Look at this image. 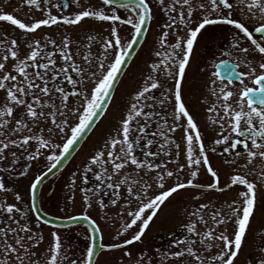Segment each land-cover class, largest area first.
<instances>
[{
	"label": "snow or ice",
	"instance_id": "obj_1",
	"mask_svg": "<svg viewBox=\"0 0 264 264\" xmlns=\"http://www.w3.org/2000/svg\"><path fill=\"white\" fill-rule=\"evenodd\" d=\"M159 2L163 5L162 10L170 21L163 26V34L159 40L160 45L165 46L167 51L163 54V58H160L162 56L160 51L155 53L156 57L160 59L149 65L151 71L145 77L144 83L132 95V102L121 117L118 127L115 129V134L108 137L103 147L90 157L89 164L85 166V172L93 173L95 181L93 187L79 189L83 193V203L87 208L91 207L93 199L108 190H112L114 197L110 200V204L116 205L121 198L119 190L124 187L126 196L124 197V203L121 205V211L118 213L121 218V226L116 232V237L128 233L134 226L136 230L128 238L105 244L102 242L101 228L94 220H90L92 228L88 237L89 242L79 260V264H91L97 246L111 251L126 249L133 242L140 241L150 222L157 215L158 209L178 191L189 186L195 188L207 187L208 189L217 187L218 173L210 164L207 154L209 149H206L197 123L182 102V79L185 75L186 65L189 62L198 34L206 26H230L233 32L229 47L236 49L243 56L241 63L249 69L248 72L239 73L237 76L229 62L221 61L224 73L236 76L240 81L241 88L238 93H235L238 99L233 106L229 102L234 95L229 90L230 85L233 83L232 80L229 79L227 84L221 80L219 86H217L216 79L212 80L211 95L215 97V102L207 108V112L210 114L208 119L220 131L216 133L217 138L212 141L213 146L210 150L216 153V146H220L222 155L230 154L234 158L244 156L246 159L245 167L252 164L257 157L264 161V62L259 63V73H257V68L252 66L251 60L247 59L251 48L264 61V0H171L168 4H164V0H159ZM42 3L47 6L49 0H42ZM23 4L41 10V0H23ZM102 4L108 6L110 11H105L103 8L98 10L85 8L76 12L74 17L52 15L45 7L43 9L44 18L35 19L31 24L22 22L21 19L15 18L10 13L0 12V22H10L11 25L16 26L25 34L35 32L41 26H54L60 22L64 25H75L81 22L83 18L88 17L113 23L119 21L124 25H131L132 28L131 39L122 41L117 28L115 26L111 27L109 36L105 37L101 43L103 51L96 58L94 69L89 55L84 56L85 64L90 69L87 73V79L93 81V87L90 91L87 88L78 87L85 80V69L74 61L69 50L71 41L68 35H64L60 42L47 34L43 37V43L40 38H33L26 44L28 51L23 57L19 54L18 39H9L7 36L0 38V48L4 50L0 54V90L5 92L4 103L0 105V136L3 137V139H0V161L7 159L5 151L10 147H24L30 141H35V151L28 153L27 160L31 161L40 157L41 150L47 149L50 154L46 159L51 164L49 168V171H51L53 168L58 167L59 163L63 162L61 158L66 157V154L79 143L83 133L91 127L90 122L103 115L101 110L106 107L105 101L112 94L111 90L118 73L126 58L130 55L129 50L134 47L139 35L146 31L143 25L151 19V9L146 0H128L126 3L122 0H102ZM116 4H119L120 8L133 10L135 16L122 19L117 14L118 9L114 7ZM55 6L60 7L59 4ZM67 6V4L64 5V7ZM237 8L240 9L245 19L234 16ZM196 11L200 15L193 27L191 26L192 17ZM169 29H173V31L180 29L184 31V36L177 35L175 42L168 44ZM93 39L91 36L88 37L89 42ZM243 41L249 42V47H242L241 43ZM57 54L61 62L59 66H57L56 61ZM109 54L113 56V59L106 65L104 61ZM228 54L224 53V55ZM9 58L14 63L11 70L6 71L5 62ZM158 71L166 77L171 76L174 81L171 89L163 90V98H157L151 94L153 90L162 88L156 77ZM97 73H99V76H97ZM58 77H61L63 82L71 86V91H68L58 81ZM246 77L251 78L253 84L258 85V87L250 88L244 85V78ZM70 97L76 99V103L71 108H69ZM172 98H174L172 113L174 122L169 125L167 119L160 118L163 120L164 127H158L155 132L151 133L153 138L146 139L148 124L153 115L158 116V114L145 111V108H151L155 103L164 104L166 100ZM148 101H151V103H146ZM17 106L23 109L19 118L13 117L14 109ZM69 115L76 118L77 122L75 124L69 125ZM141 118L143 122H141ZM10 121H14L13 127H9ZM181 121H186V123H181ZM42 122L51 124V127L48 128L49 133L56 131L62 135H67L66 141L62 145L53 144L50 139L43 136V127H40L38 134L33 133V127H38ZM178 127L183 128V139L186 145V165L189 169V178L186 181L180 178V173L184 170L185 164H180L175 172L167 170L163 163H154L153 160L149 159V157H156L159 153L147 150V147L154 143L155 137H160L163 142L159 144V149L167 155V152L164 151L165 145L171 142L168 133L175 132ZM66 129H70V135L66 134ZM25 132L28 134H24ZM12 134L16 138H9ZM144 139H146L144 144L145 158L141 160L134 155V150L136 146H139L140 141ZM117 146H119L118 151ZM57 149H59L58 155L56 154ZM11 157L9 168L17 163V153L15 151L11 152ZM228 162V160H225V163ZM130 166H134V170L138 175L144 170H147L144 172L145 175L148 172L155 171V183L159 189L158 194L149 197L148 191L152 187L151 184L142 178L132 179L130 173L122 174L123 170ZM201 167L211 176V182L206 185L194 183L193 180L198 176ZM157 169H163V171H156ZM252 171L255 172L256 170L252 169ZM20 175H23V173H20ZM43 175V172L36 175L31 180L28 188L30 200L33 202L31 211L36 214L37 221H41L42 217L40 209L34 202L36 200V190ZM72 175L74 178L76 174L73 173ZM173 176L176 177L175 182L165 190V179ZM256 176L257 180L264 182V167L256 173ZM114 177H118L115 182H113ZM81 179L85 184L88 182L86 175L82 174ZM230 180L231 185L245 187L246 190L239 192L241 202L237 204L236 201H233L229 205L231 212L227 216H222L220 211H216L212 215L213 228L203 232H198L196 226L198 222L206 223L200 213L208 205L200 204L194 212L188 213L191 218L190 221L182 225L189 235L183 238H173L171 242V246H178L179 250L162 253V256L165 258L168 256L179 258L178 264H188V260L184 259L185 256L194 259L195 264H235V259L250 225V218L254 214L257 203V184L247 179L246 174H234ZM71 184H75L74 179ZM10 191L12 189L7 188L0 181V193ZM21 199V195L17 193L15 200L21 201ZM68 199L72 200V197L69 196ZM96 202L100 209L105 208L102 199L96 200ZM133 202L136 203L134 209L132 208ZM233 205L236 206L233 207ZM124 209H128L126 212L127 219H125ZM5 214L8 223L0 227V234H2V238H0V256L3 257V259H0V264H9L10 261L11 264H25L26 258L35 255L30 253V247L38 245L43 237H37L27 223L20 224L18 220L14 219L17 214L21 217L24 216L21 208L17 207L16 204L0 202V215ZM77 218L71 217L70 219ZM82 218L89 219L86 211L82 214ZM230 220L234 223V233L231 237L225 234L226 230L218 235L214 234L213 229L216 225L225 224ZM43 223L47 224L48 221L45 219ZM13 224L17 226L12 227ZM9 233L12 234V242H9ZM21 233L25 235H20ZM97 236L101 240L98 245L96 243ZM191 236L199 237V244L202 249L210 250L216 247L218 251L209 256L198 254L197 251H194L195 241L190 239ZM48 252L49 256L46 264H78L77 260L69 259L66 249L62 250L60 237L55 231L51 233V244ZM123 256L131 257V252L126 250ZM29 264H32L30 259ZM136 264H144L143 255L137 258ZM149 264H151L150 261ZM256 264H264V248L260 249V257L257 259Z\"/></svg>",
	"mask_w": 264,
	"mask_h": 264
},
{
	"label": "flooded vegetation",
	"instance_id": "obj_2",
	"mask_svg": "<svg viewBox=\"0 0 264 264\" xmlns=\"http://www.w3.org/2000/svg\"><path fill=\"white\" fill-rule=\"evenodd\" d=\"M146 2L149 4L151 9V19L149 20L148 28L144 33L141 43L132 54V57L130 58L128 65L126 66L122 75L120 76L112 93V96L103 112V115L99 118L97 123L87 134V136L81 143L80 147L73 154V156L63 166L51 172L48 175L49 177H47L38 188V192L36 195L37 206L45 214L55 217L65 218V216L55 215L47 210V208L51 206L52 196L57 190L56 188L57 185H60L62 183L65 176L70 175L69 173L70 166L72 165L76 156L81 151V149L87 144L89 138L92 136V134L95 132V129L101 123V120L106 115H108L109 112H111L110 110L113 104V100L115 98L117 87L122 81L124 75L127 73L128 69L132 66V64L134 65L135 59L139 54L140 50L142 49V47L145 45V43L150 42V39L153 35H154L153 43L157 42V38L158 40H160V37L163 34V28H157L154 31V33H152V30L150 29L155 11H159L160 14L163 15L162 23H164V25L170 22L168 20V17L165 15L164 11L162 10L163 5L159 2V0L157 6H154L152 0H146ZM170 2L171 0H164V4H168ZM57 4H59L60 7H56L55 5ZM65 4H67L68 6L64 7ZM45 7H47V9L50 11L52 15H56L58 17L64 15L74 17L76 12L83 10L85 8H91L97 10L103 8L105 11H110L108 6L102 4V0H49V4L47 6H45L41 0V10H37L34 6L29 7L24 5L23 0H0V12L10 13L15 18L21 19L22 22L26 24H31L32 22H34L35 19L44 18L43 9ZM114 7L118 9L117 14L120 15L122 19L135 16V12L131 9L120 8L119 4L114 5ZM199 15L200 13L198 11L193 13L191 26L193 27L195 26V23L197 22ZM234 16L236 18L245 19V17L240 12L239 8L235 10ZM249 23H253V22H249ZM113 26L117 28L118 35L120 36L122 41H125L127 38H128L127 40L131 39V35H132L131 25H124L119 21L115 23L110 21H101L92 17L83 18L81 22H78L75 25H64L62 22H60L54 26H41L38 30L30 34H25L22 30L16 28V26L11 25L10 22H0V38H4V36H7L9 39L11 38L18 39L19 54L21 57H23V55H25L28 51L26 44L29 41H31L33 38H40L43 43V37L45 34H47L49 37L55 39L57 42H60L64 35H68L71 41L69 50L73 55V59L78 65H80L85 69V80L83 84L78 85V87L87 88L90 91L91 88L93 87V81L87 79V73L90 71V69L89 66L85 64L84 56L89 55V58L92 61L93 69H94L96 58L99 57L100 53L103 51V49L101 48V43L105 37L109 36L111 27ZM232 32L233 29L230 26H226V25L206 26V28L203 29L201 33L198 34L197 39L194 42L193 51L190 54L189 62L186 65L185 75L182 79V102L185 104L190 115L193 116L194 121L198 125V130L201 133L202 141L206 149H209L207 154L209 156L210 164L213 167V169L217 171L219 178L218 185L214 189H208L207 187L195 188L191 186H189L186 189H194V190L198 189L199 191L222 190L227 185L229 186L231 182H227L226 184H224L225 187L220 186L221 184L220 176H232V167L234 171H238L241 167L247 169L246 174L249 176H256V173H258L261 170V168L264 167V161H261L258 157L252 162V164H249L245 167L244 165L246 163V159L244 156H241L239 158H234L230 154L222 155L220 146H216L217 148L216 153H213L210 150L211 147L213 146L212 141L215 138H217L216 133L220 131L219 128L212 125L208 119L210 114L207 112V108L210 107L215 102V97L211 95L213 88V85L211 83L212 80L213 79L217 80V86L220 85L221 80H223L225 84H227L229 79L232 80L233 83L230 85L229 90L232 91L234 95L230 98L229 102L233 104V106L235 105V101L238 99V96L235 95V93H238V91L241 88L240 81L237 79L236 76L226 75L224 73L223 65L221 64V61L229 62L233 66V69L237 73V76L239 75V73L248 72L249 70L248 67L245 66V64L241 63L243 56L236 49H232L229 47V43L232 40ZM168 33H169L167 37L168 44L174 43L177 35L181 37L184 36V31L180 29H176L175 31H173V29H169ZM89 36L94 38L91 42H89L88 40ZM150 46L151 49L149 50V52H151V54L147 65L150 62L154 61L155 59L163 58V54H165L167 51V48L165 46L159 45V50L162 53V56L160 58H157L155 53L158 51L157 50L158 47L156 48V51H153L152 47L154 48V45L153 46L150 45ZM241 46L249 47V42L243 41L241 43ZM3 51H4L3 48H0V54H2ZM224 53H229V54L224 55ZM112 59L113 56L109 54L107 59L104 61L105 64L107 65L108 63H110ZM247 59L252 61V66L256 67L257 73H259L258 65L260 62H264L262 61L260 55L254 53L250 48ZM56 61H57V66H59L61 62L59 60L58 54L56 55ZM5 63H6L5 70L10 71L14 61L11 58H9ZM169 70L171 71L172 69L170 68ZM73 75L75 76V74ZM97 76H99V73H97ZM57 79L60 83L63 84V86L68 91H71V86L67 85L66 82H63L61 77H58ZM170 80H172L171 87L162 86V88H160V94L156 93L158 90H153L151 94L157 98H163V90L171 89L174 85V81L172 77L168 76L167 82H169ZM244 85L250 88L258 87V85L253 84L251 78H247V77L244 78ZM4 98H5V92L3 90H0V105L4 103ZM75 103H76V99L70 97L69 108L73 107ZM146 103H151V101H148ZM173 110H174V98L166 100L164 104L155 103L151 108H145V111H150L158 114V116L153 115L151 121L148 124V128L146 129L148 136L146 137V139H152L153 137L151 133L155 132L158 127H164L163 120H161L160 118L167 119L169 125L174 122L172 118ZM22 111L23 109L20 106H17L14 109L13 117L19 118L22 114ZM119 116H120L119 111L113 113L112 115V117H119ZM141 122H143L142 118H141ZM68 123L69 125H72L70 115L68 116ZM181 123H186V121H181ZM13 126H14V121H10L9 127H13ZM40 127L44 128L43 136L46 139H50V141L53 144L62 145L67 139V135H62L59 132L54 131L52 133H49L48 128L51 127V124L49 122H42L38 127H33V133L38 134L40 132ZM117 127L118 125L113 127L111 132L108 131L107 133H112L111 136L114 135L115 129ZM65 132L66 134L70 135V129H66ZM103 133H106V131L101 132V134ZM24 134H28V133L25 132ZM168 136L171 138V142L168 145H165L164 151L167 152V155H165L164 152H161L159 149V144L163 142L162 139L160 137H155L154 143L152 145H149L147 147V150L152 152H157L159 154L154 158L149 157V159L153 160L154 163H163L166 169H168L170 165H178V166L180 164L186 165V155H185L186 145L183 139V128L178 127L175 132L168 133ZM9 138H16V136L12 134L9 136ZM0 139H3V137L0 136ZM146 139L141 140L139 146H136L134 150V155H136L137 158L141 160L145 158L144 144L146 143ZM238 150L242 151V149L239 148ZM13 151L17 153V163L11 168H9L12 159L11 152ZM34 151H35V141H30V143L24 147L14 146V147H10L5 151V155L7 159L5 161H0V181H2L7 188L13 190L12 186L18 184L19 182H23L29 176H36V175H40L41 172L45 173L49 171L51 164L46 159V157L50 154L49 151L47 149H42L40 157L31 161L27 160L26 157L28 153ZM56 154L57 155L59 154V149L56 150ZM225 160H228L229 162L225 163ZM222 166L224 167L222 168ZM252 169H255L256 171L253 172ZM80 172H81V177L82 174L88 177V182L86 184L83 183L81 179L82 182L81 185L83 186V188L93 187L94 184L93 173L85 172V166L80 167ZM20 173H23V175H20ZM198 176H210V174H208L206 170L203 167H201ZM61 177H63V180H60ZM148 177L149 176H145V178ZM115 179L116 178H114V180ZM194 183L200 185L207 184L206 182L199 183L195 181ZM71 189H72V185H71ZM119 191L121 194V198L117 201L116 205L110 204V200L114 198L112 194V190H108L106 193H101L100 196L97 197V200L102 199L104 201L105 208L115 210V208L117 207V209H119L120 203L124 201V197L126 196V191L124 187H122ZM27 195H28L27 204L25 203V205L22 207H19L17 205L16 206L21 208L22 212L24 213V216H22V220H26L25 223L30 224L31 222L34 223L32 220L35 218L36 214L31 211L33 202L30 200L28 192ZM44 196H46V198ZM60 197H62V195ZM260 202H262L264 206V198L261 199ZM159 210L160 209H158V211ZM259 219H260V224L263 228L261 230L262 241H264V207L262 213H260ZM36 223L37 225H39L40 223L43 222L37 221ZM151 223L152 221L150 222V224ZM37 225L32 229V232L35 233L36 236H39V227ZM69 226H73V225H69ZM52 227H56V226H52ZM85 227L87 228V226ZM161 239L162 238H160L159 240L161 241ZM259 257L260 254L258 253L255 257H253V261H257ZM241 260L243 264H249L250 257L248 253L241 256ZM235 264H239V263H235Z\"/></svg>",
	"mask_w": 264,
	"mask_h": 264
},
{
	"label": "rangeland",
	"instance_id": "obj_3",
	"mask_svg": "<svg viewBox=\"0 0 264 264\" xmlns=\"http://www.w3.org/2000/svg\"><path fill=\"white\" fill-rule=\"evenodd\" d=\"M152 2L154 3V6H157L158 0H152ZM162 18L163 15H161L159 11H155L150 26L152 33H154L157 28H163L164 23H162ZM127 39L125 41H127ZM153 40L154 35L151 37L149 43H145V45L142 47L139 54L137 55L134 65L132 64V66L128 69L127 73L124 75L122 81L117 87L115 98L113 100V104L110 110L111 112H109L108 115H106L101 120V123L95 129V132L89 138L87 144L81 149V151L76 156L75 160L70 166V175L65 176L64 180L63 177H61L62 179L60 178V180L63 181L60 185H57V190L52 196L51 206L47 208L50 213L65 217L74 214H83L86 211L87 215L92 217L96 221L98 226L101 228L102 239L103 242H105L106 244L128 238L132 234V232L136 230V228L134 226V228L132 230H129L128 233L124 234L123 236L116 237V232L121 226V218L118 213H120L121 205L124 203V201L120 203L119 209H117V207L115 208V210L108 208L100 209L99 205L96 202V197L95 199H93L91 207H85L83 203V193L79 191V189L83 188V186L81 185L82 182L80 167L89 164V158L97 150L103 147L105 141L112 134L107 132H111L113 127L119 124L118 122L126 112L129 104L132 102V94H134L135 91L139 89V87L144 83L145 77L149 75V65L158 61V59H155L147 65L151 54V52H149V50L151 49L150 45H154V48L152 47L153 51H156L157 47V50L160 51V43L158 38L157 42L153 43ZM156 77L162 86L171 87L172 80L167 82L168 76L166 77L164 74L158 71L156 73ZM155 90H158L157 92H155L157 94H160V88ZM117 111H119L120 116L112 117L113 113H116ZM71 121L72 125L77 122L76 118L73 117H71ZM102 131H106V133L101 134ZM118 150L119 146H117V151ZM223 167L224 166H222V168ZM177 168H179L178 165H170L167 170H172L175 172ZM110 170L111 169L109 166V171ZM146 171L147 170L141 171L138 175L137 172L134 170V166H130L125 168L122 174L130 173L132 179L142 178L144 181L151 184L152 187L148 191V196L151 197L155 194H158L159 191L155 183L156 172H148L147 175H145L144 172ZM156 171L163 170L157 169ZM246 172L247 169L245 168L241 167L238 171H234L232 167V175L246 174ZM73 173L76 174L74 178L72 175ZM145 176L149 177L145 178ZM34 177L35 176H29L23 182L15 184L14 186H12L13 190L10 192L0 193V202L13 203L19 207L24 206L25 203L27 204V188ZM114 178L118 179V177ZM180 178L185 181L189 178V170L187 166H185V170L180 173ZM220 178V186L222 187H225L224 184H226L227 182H231L229 180L231 176H220ZM246 178L254 181L257 184V203L254 209V214L250 218V225L247 228L242 247L238 253L237 258L235 259V263L243 264L241 256L248 253L251 264H256V261H253V257H255L258 253L260 254V249L264 248V241H262L261 232L263 228L260 224L259 219L260 213H262L264 207L263 203L260 202V200L264 198V182H260L259 180H257V176H249L246 174ZM73 179L75 180L74 185L71 184V181ZM115 180L113 182H115ZM175 180V176H173L172 178H166L164 184L165 190L168 187L172 186ZM193 180L199 183H209L211 181V177L197 176L193 178ZM244 190V186L229 184V186L227 185L224 189L217 191H199L198 189H184L178 191L176 194L172 195L164 202L160 210L157 212V215L153 219L152 223L142 235V239L140 241L134 242L133 244L127 246L126 249L122 248L119 250L102 251L98 255L95 264H136L137 258L141 255H143L144 264H149V261L151 262V264H178L179 258L171 256L165 258L161 254L168 253L171 250H179L178 246H171L173 238H183L189 235L182 227V225L187 224L191 219L188 213L194 212L200 204L208 205V207L202 210L200 213V215L204 217L206 223L198 222L196 226L198 232L206 231L209 228H213L212 215H214L216 211H220L222 216H227L228 214H230L231 209L229 208V205H231L233 201H236L237 204H239L241 202V198L238 197L239 192ZM17 193L21 195V201L15 200V195ZM61 195L62 197H60ZM69 196L72 197V200L68 199ZM44 197L46 198V196ZM235 206L236 205H233V207ZM135 207L136 203L133 202L132 208L134 209ZM127 210L128 209H124L125 219H127ZM14 219L18 220L20 224H25L26 221L22 220V217H20L19 214L14 216ZM32 221L34 223L31 222L30 224H28L29 227H31V230L37 225V221L35 218ZM6 223H8L7 215H0V227H3ZM11 226L16 227L17 225L13 224ZM37 226L39 227V236L37 237L42 236L43 239L38 245L30 247V253H34L35 255L26 258L25 264H29V259L32 261V264H46V261L49 256L48 250L51 244V233L53 231L58 233L62 243V250H67V255L69 259L77 260L79 264V260L82 257L87 243L89 242V230L85 226L76 224L73 226L60 228L52 227L44 223H40ZM213 231L216 235L220 234L221 232H225V234L231 237L234 233V223L230 220L225 224L215 226ZM20 235L25 234L21 233ZM0 238H2V234H0ZM160 238H162L161 241L159 240ZM190 239L192 241H195V244L193 245L194 251H197L198 254L202 256L214 255L218 251L216 247H213L210 250L202 249L199 244V237L197 236H191ZM9 242H12L11 233H9ZM126 250L131 252V257L123 256V253ZM0 259H3V257L0 256ZM184 259L188 260V264H195V260L190 257L185 256ZM9 264H11V261L9 262Z\"/></svg>",
	"mask_w": 264,
	"mask_h": 264
},
{
	"label": "water",
	"instance_id": "obj_4",
	"mask_svg": "<svg viewBox=\"0 0 264 264\" xmlns=\"http://www.w3.org/2000/svg\"><path fill=\"white\" fill-rule=\"evenodd\" d=\"M122 2H128V0H122ZM148 23H149V20L146 21L145 24L143 25V27H144L145 29L148 28ZM144 33H145V32H142V33L139 35V38H138V40L135 42L134 47H133L132 49L129 50L130 55L126 58L125 62L123 63V65H122V67H121L120 72L118 73V76H117V78H116V80H115V84H114V86H113V88H112V90H111L112 93H113V91H114V88H115V86H116V84H117V82H118L120 76L122 75L124 69H125L126 66L128 65V62H129L130 58L132 57V54L134 53V51L137 49V47H138L139 44L141 43V41H142V39H143V36H144ZM111 96H112V94H111ZM111 96H110V98H111ZM110 98L107 99V100L105 101L106 106H107V104H108ZM105 108H106V107H105ZM104 110H105V109H102L101 111L104 112ZM100 117H101V116H98V117H96L93 121L90 122L91 127H90L85 133H83L82 137L79 139V143H77V144L75 145V147H73V148L70 150V152L66 154V157H62V158H61L63 162H62V163H59L58 167L53 168L51 171H47V172L44 173V175H43L42 178H41V182L39 183V186L41 185V183H42L47 177H49L48 175H49L51 172H53L54 170H57L58 168H60L61 166H63V165H64V164H65V163H66V162H67V161L73 156V154H74V153L76 152V150L80 147L81 143L83 142V140L85 139V137L87 136V134L91 131V129L94 127V125L97 123V121L99 120ZM39 186H38V188H39ZM38 188H37V190H36V195H37V192H38ZM34 203H35V205L37 206V199L35 200ZM37 207H38V206H37ZM40 215H41V217H42V219H41L42 221L46 219V220L48 221L47 224L52 225V226L63 227V226H68V225L76 224V223H84V224H86V225L88 226V228H89L90 231H91V228H92V225H91V223H90V220H92V219H91L90 217H89V219H83V218H82V215H76V216H71V217H78L77 219H70L71 217H68V218H60V217H55V216H51V215L45 214V213L42 212L41 210H40ZM100 242H101L100 237L97 236V238H96V243H97V245H98ZM101 250H103V249L99 248L98 246L96 247V249H95V253H94V256L92 257L91 264H94L95 259H96L98 253H99Z\"/></svg>",
	"mask_w": 264,
	"mask_h": 264
}]
</instances>
